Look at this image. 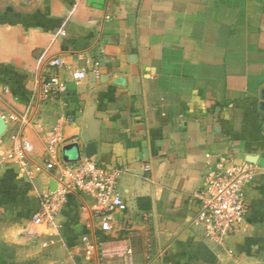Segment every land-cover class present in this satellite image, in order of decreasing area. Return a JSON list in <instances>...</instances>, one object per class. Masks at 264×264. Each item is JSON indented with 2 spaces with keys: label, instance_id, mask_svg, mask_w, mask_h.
<instances>
[{
  "label": "crops",
  "instance_id": "1",
  "mask_svg": "<svg viewBox=\"0 0 264 264\" xmlns=\"http://www.w3.org/2000/svg\"><path fill=\"white\" fill-rule=\"evenodd\" d=\"M76 70L87 73L78 84ZM52 74L69 83L62 99L43 97ZM0 116V264H108L124 246L134 264H264V0H0ZM58 122L65 143L49 168ZM24 139L26 168L13 155ZM90 143L92 159L128 168L127 208L104 232L93 200L74 191L37 224L74 163L65 146L83 159ZM223 156L257 176L244 222L212 242L197 193Z\"/></svg>",
  "mask_w": 264,
  "mask_h": 264
},
{
  "label": "built area",
  "instance_id": "2",
  "mask_svg": "<svg viewBox=\"0 0 264 264\" xmlns=\"http://www.w3.org/2000/svg\"><path fill=\"white\" fill-rule=\"evenodd\" d=\"M61 58L51 61V67L63 66ZM99 61L95 62V71L99 72ZM87 76L83 70L73 72V79L78 84ZM45 99H62L70 90L69 83L58 74H52L42 82ZM67 120L74 117L68 115ZM49 168H54L59 159V148L65 143L61 124L58 122L46 136ZM32 150L29 140H20L13 155L23 168L27 166V154ZM128 171L126 167H107L92 158H83L74 163H66L63 167L57 187L42 198V208L34 215L37 224L45 218L54 219L61 207L66 203L71 192H80L91 198L95 204L96 215L100 219L101 229L109 232L114 227L115 214L127 208V204L118 190L121 175ZM257 176V166L251 162L237 163L230 156L219 157L210 164L203 181V187L197 193L199 211L196 221L204 228L205 237L212 242H220L228 238L244 222L248 202L246 189ZM89 252L94 249L89 245ZM108 264H134L133 249L124 246L117 258H109Z\"/></svg>",
  "mask_w": 264,
  "mask_h": 264
},
{
  "label": "water",
  "instance_id": "3",
  "mask_svg": "<svg viewBox=\"0 0 264 264\" xmlns=\"http://www.w3.org/2000/svg\"><path fill=\"white\" fill-rule=\"evenodd\" d=\"M5 119L3 116H0V136L3 134L5 129ZM95 145L93 143L88 144L86 150V158H91L95 154ZM71 152H74L75 156H71ZM65 159L69 162H77L82 159V154L80 152L79 146L77 144H68L64 148Z\"/></svg>",
  "mask_w": 264,
  "mask_h": 264
},
{
  "label": "trees",
  "instance_id": "4",
  "mask_svg": "<svg viewBox=\"0 0 264 264\" xmlns=\"http://www.w3.org/2000/svg\"><path fill=\"white\" fill-rule=\"evenodd\" d=\"M69 92H70V90H69L64 96H66ZM69 96H70V95H69ZM69 96H68V97H69Z\"/></svg>",
  "mask_w": 264,
  "mask_h": 264
},
{
  "label": "rangeland",
  "instance_id": "5",
  "mask_svg": "<svg viewBox=\"0 0 264 264\" xmlns=\"http://www.w3.org/2000/svg\"><path fill=\"white\" fill-rule=\"evenodd\" d=\"M70 154H71V156L73 157L74 152H71Z\"/></svg>",
  "mask_w": 264,
  "mask_h": 264
}]
</instances>
